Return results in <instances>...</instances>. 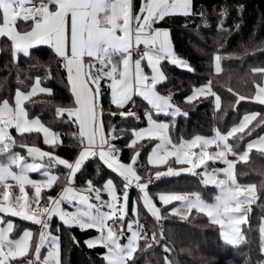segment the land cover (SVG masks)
<instances>
[{
	"label": "snow or ice",
	"instance_id": "1",
	"mask_svg": "<svg viewBox=\"0 0 264 264\" xmlns=\"http://www.w3.org/2000/svg\"><path fill=\"white\" fill-rule=\"evenodd\" d=\"M242 8L238 6V11ZM226 15L224 10L221 16ZM173 16L204 19L195 0H139V3L136 0H0V39L8 46L12 62L18 66L21 58L32 59L33 51L47 46L57 69L63 71L69 104L57 106L55 114L66 116L67 123L75 126L73 137L78 148L75 158L55 154V148L62 143L60 134L38 116L30 118L26 101L38 93L54 94L51 87L42 86L41 76H35L28 90L17 87L11 102L7 97L0 98V264H19L20 258L26 264H64L58 234L60 225L56 226L57 234L51 226L54 217L64 226L76 227L86 235L94 230L96 234L87 235L83 244L89 249H101L97 255L102 264H138L140 255L154 246L171 253L173 249L167 242L162 222L174 216L191 223L193 210L206 215L209 224L216 227L223 246L243 255L246 264H264V216L256 225L261 258L254 262L241 249L251 244L249 233L254 229L250 214L259 197L257 183L238 182L236 172L237 162H247L253 149L264 157V135L249 140L242 152L229 142L258 116L264 123V116L252 112L226 132L216 128L212 136L196 134L190 139L180 137L174 141L170 126L175 127L176 118H187L189 112L173 102L171 92L164 95L159 90L167 80L162 62L192 72L195 69L176 52L170 29L157 26ZM201 26L208 27L206 20L203 25H196ZM218 27L227 30L223 20ZM224 58L219 51L212 56L217 74L223 70ZM251 72L260 76L259 82L254 81V94L239 95L236 103L250 99L264 105V67H253ZM45 78L55 77L49 70ZM16 79L23 84L19 72ZM137 96L146 102L143 116L147 126L128 129L129 138L120 147L126 130L111 120L119 117L122 121H140L141 117L128 107L136 104ZM105 97L108 111L104 108ZM209 98H214L215 108L220 109L221 96L213 90L211 79L194 86L184 99L191 104ZM112 106L116 111L111 110ZM13 129L18 134H42L43 143L53 146V151L18 143ZM237 139L242 141L244 137ZM140 141L154 142L147 163L157 166L154 172L145 169L143 176L138 171L142 167ZM210 146H215V150L210 152ZM17 148L26 149V154ZM125 149L131 152L127 162L122 158ZM90 158H98L116 174L120 185L111 176L102 184L85 179L78 185ZM208 161H220L225 166L210 168ZM57 166H63L66 172L54 173L52 169ZM159 166H164L166 171H160ZM198 168L202 171L197 172ZM30 173H39L42 179H33ZM182 173L199 177L203 186H215L218 191L213 200H205L198 191L150 193L153 176L159 180ZM260 186L264 188V181ZM132 188L139 191L140 197L132 201L129 209ZM45 189L55 191V195L47 194ZM173 202L179 203L173 205ZM169 205L173 206L169 208ZM141 211L152 220L142 222ZM9 216L38 225V233L27 228L15 233L16 225ZM71 239L79 245L75 236ZM45 248L47 251L42 253ZM163 261L178 264L168 255Z\"/></svg>",
	"mask_w": 264,
	"mask_h": 264
},
{
	"label": "trees",
	"instance_id": "2",
	"mask_svg": "<svg viewBox=\"0 0 264 264\" xmlns=\"http://www.w3.org/2000/svg\"><path fill=\"white\" fill-rule=\"evenodd\" d=\"M138 0H136L137 2ZM243 8L238 11V6ZM195 6L203 11L204 19L196 18L186 20L182 16H173L165 18L157 26L168 28L171 31V39L176 52L187 59L194 72L184 70L178 66H173L167 61L162 62L163 70L167 80L163 87H159L162 94H173V102L181 107L182 110L189 112L187 118L178 116L175 127L170 126V133L174 140L178 141L180 137L191 138L196 134L213 135L214 130L219 128L222 132L229 130L231 126L239 122L241 117L248 112H258L264 116V105L250 99L241 100L236 103L239 95L250 96L254 94L255 82H259V74L252 73L253 67H264V0H195ZM226 10L227 15L221 16ZM206 20L208 27H199ZM223 20L226 31H221L218 25ZM239 25L237 28L236 25ZM219 51L224 54L222 60V72L217 74L214 70L212 60L213 54ZM33 58H21L17 66L12 62V57L8 46L0 39V98H9L14 95L17 87L22 90H28L34 82L35 76L39 75L44 87H51L54 90L53 95L38 93L26 101V108L29 110L30 118L38 116L46 126L60 134L62 143L55 148V154L63 158H75L78 153L73 133L75 126L67 123V118L57 117L55 108L69 104V92L64 79V73L57 69L52 53L47 46H40L38 51H33ZM51 70L54 79H46L47 72ZM19 72L23 84L17 82L16 76ZM211 79L213 90L221 96V107L216 109L214 98L207 100L194 101L191 104L185 101L194 86H200ZM232 91L229 92L228 89ZM137 105L145 108L146 102L140 97H135ZM104 108L108 111L107 97L104 98ZM112 111L116 107L112 106ZM169 119L168 117H160ZM111 123L126 131L118 146L123 147L124 141L129 138L128 129L132 127H141L146 123L127 119L121 120L119 117L113 118ZM18 143H24L29 146H38L47 151H53V146L43 143L42 134L25 133L18 134L11 130ZM250 133V134H249ZM264 133V123H261L260 116L253 121L243 133H237L236 137L229 139L234 144L237 151L245 150L246 143ZM243 136L244 139L238 140L237 137ZM141 148L139 163L142 166L138 171L141 175L145 174V169L154 172L155 166L148 165L147 154L154 142L140 141ZM22 154H26V149L17 148ZM131 155L130 150L125 149L122 158L128 161ZM215 165H223L218 162H209L211 168ZM99 167L100 175L97 176ZM162 166H159L161 168ZM58 175H63L66 170L63 166L53 168ZM84 176L78 181L82 185L85 179H93L94 183L102 184L103 181L111 176L114 181L120 185V179L116 174L103 165L98 158H90L84 166ZM202 171L199 168L197 172ZM237 179L240 183H257L259 199L252 205L250 214L253 231L249 233L251 244L241 246L242 251L251 256L252 261L256 262L261 257L258 249V225L260 218L264 216V188L261 181H264V157L257 150H252L249 154V160L238 161L236 165ZM36 175V174H35ZM80 175L79 173L77 174ZM168 180L175 181L174 188L181 191L200 192L205 200L212 201L217 189L215 186H203L199 182V177L191 174H180L179 176L161 177L157 183L151 187H160L167 184ZM56 191L59 187L54 185ZM47 194H55V191L49 190ZM171 207V205L167 206ZM163 213V209H162ZM191 223L180 220L178 217L169 216L163 221L165 236L169 246L173 249L171 253H165L160 246H154L140 255L138 264H164L163 257L169 256V259L178 261V264H204V261L210 264H225L226 261H234L235 264H246L243 255H237L231 247H224L218 237L217 229L209 224L208 218L204 214H196L193 210L189 217ZM18 220V219H17ZM141 220L151 221L150 215L143 212ZM60 225L61 255L64 264H102L101 258L97 255L101 249H89L83 244L87 235H95V231L87 235L76 227H66L53 218L52 228ZM16 232L23 228L31 227L36 229L27 221H16ZM73 236L80 241L79 245L71 239ZM20 262V259H19Z\"/></svg>",
	"mask_w": 264,
	"mask_h": 264
},
{
	"label": "crops",
	"instance_id": "3",
	"mask_svg": "<svg viewBox=\"0 0 264 264\" xmlns=\"http://www.w3.org/2000/svg\"><path fill=\"white\" fill-rule=\"evenodd\" d=\"M137 3H139V0L137 1ZM146 71H150L149 69H145ZM162 70H163V68H162ZM164 71V70H163ZM138 97V96H137ZM135 98V97H134ZM141 100H142V98H141ZM249 113H252V112H248V113H246V114H249ZM258 113V112H257ZM245 115V114H244ZM243 115V116H244ZM243 116L241 117V119L243 118ZM241 119L239 120V122H237L236 124H234L233 126H235V125H237V124H239L240 123V121H241ZM255 121V120H254ZM147 123V122H146ZM147 125V124H146ZM233 126H231V127H233ZM250 126V125H249ZM248 126V127H249ZM230 127V128H231ZM230 128H229V130H230ZM247 129V128H246ZM171 134V133H170ZM200 135H203V134H200ZM214 135V134H213ZM261 135H264V133H262ZM205 136H212V135H205ZM260 136V135H259ZM259 136H257V137H254V138H252V139H250V140H253V139H256V138H258ZM43 137V136H42ZM192 138V137H191ZM184 139H187V138H184ZM188 139H190V138H188ZM174 141H176V140H174ZM230 142V141H229ZM42 149V148H41ZM42 150H44V151H47V150H45V149H42ZM215 150V146H210L209 147V151L211 152V151H214ZM253 150H256V149H253ZM150 151H151V149H150ZM149 151V152H150ZM229 158H232L231 156H229ZM45 160H46V158H45ZM209 162H211V161H208L207 162V164L209 163ZM216 162H218V163H222V162H220V161H216ZM223 164V163H222ZM173 167H177V165H175V164H173L172 165ZM225 165L223 164V165H215V166H213V167H216V168H220V167H224ZM155 167H157V166H155ZM199 169V168H198ZM197 169V170H198ZM53 170V172L54 173H57V172H55L54 171V169H52ZM159 170L160 171H166V168L164 167V166H162L161 168H159ZM36 174V175H35ZM58 174V173H57ZM183 174V173H182ZM30 176H31V178H33V179H42V176L39 174V173H30ZM143 176V175H142ZM166 177H168V176H166ZM172 177V176H171ZM239 182V181H238ZM174 186H175V181H172V180H168L167 181V184H165V185H161L160 187H156V190L154 189L155 187H151V186H149V191H150V193H159V192H168V191H181V190H177V189H175L174 188ZM29 190V189H28ZM44 192H48L49 190L48 189H45V190H43ZM181 192H184V191H181ZM188 192V191H187ZM31 194V193H30ZM50 195H55V194H50ZM139 197H140V193H139V191L138 190H136V189H134V188H132V189H130V192H129V209L131 208V206H132V201L133 200H138L139 199ZM104 198L105 199H107V196L105 195L104 196ZM94 202V201H93ZM179 202H173V205H177ZM173 205H171V206H173ZM67 206V205H66ZM159 206V205H158ZM144 211H141V214L143 213ZM129 215H131V212H129ZM16 219H19V220H21L20 218H18V217H15ZM55 218V217H54ZM58 220V219H57ZM23 221V220H22ZM59 221V220H58ZM28 222V221H27ZM60 222V221H59ZM29 223H31V222H29ZM31 224H33V223H31ZM33 225H36V224H33ZM36 231H37V233H38V231H39V226L38 225H36Z\"/></svg>",
	"mask_w": 264,
	"mask_h": 264
},
{
	"label": "built area",
	"instance_id": "4",
	"mask_svg": "<svg viewBox=\"0 0 264 264\" xmlns=\"http://www.w3.org/2000/svg\"><path fill=\"white\" fill-rule=\"evenodd\" d=\"M134 99H135V98H134ZM135 100H136V99H135ZM128 107H130L132 111L136 112L137 115H139V116L141 117V120L138 121V122H140V123H143V122L146 123V122H147L146 119H145L144 116H143L144 108H143V109L140 108V107L137 105V101H136V104H135V105H131V104H130ZM153 181H154V182H153L152 184H150L149 186H153L155 183H157L158 180H155V178H154V176H153ZM42 203H43V201H42ZM162 223H163V222H162ZM52 224H53V221H52ZM51 226H52V225H51ZM19 264H26V261H25V260L20 261Z\"/></svg>",
	"mask_w": 264,
	"mask_h": 264
},
{
	"label": "rangeland",
	"instance_id": "5",
	"mask_svg": "<svg viewBox=\"0 0 264 264\" xmlns=\"http://www.w3.org/2000/svg\"><path fill=\"white\" fill-rule=\"evenodd\" d=\"M43 86V85H42ZM147 124V123H146ZM143 125V126H141V127H145V126H147V125ZM53 171V170H52ZM29 192L31 193V190H30V188H29ZM93 202V201H92ZM65 207H67L66 205H64ZM69 210H72V209H69ZM7 218H10V219H12L13 221H14V224L16 225V221L18 222L19 221V219L17 220L15 217H7ZM21 219V218H20ZM21 221H22V219H21ZM32 223V222H31ZM34 224V223H33ZM27 229H31L34 233H37V231L35 230V229H33V228H31V227H26ZM23 229H25V228H23ZM22 229V230H23ZM53 229V228H52ZM16 230H18L17 229V226H16V228H15V230H14V232L15 233H18V232H16ZM22 230L21 231H19V232H22ZM53 231H54V234H57V233H55V229H53ZM47 251V249L45 248V249H42V253H45ZM24 260V258H20V261H23Z\"/></svg>",
	"mask_w": 264,
	"mask_h": 264
}]
</instances>
